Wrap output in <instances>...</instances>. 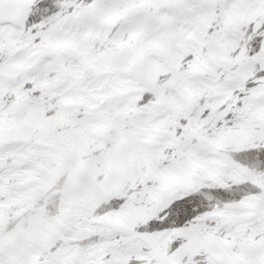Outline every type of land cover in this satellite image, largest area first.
<instances>
[{
  "label": "snow or ice",
  "instance_id": "snow-or-ice-1",
  "mask_svg": "<svg viewBox=\"0 0 264 264\" xmlns=\"http://www.w3.org/2000/svg\"><path fill=\"white\" fill-rule=\"evenodd\" d=\"M0 264H264V0H0Z\"/></svg>",
  "mask_w": 264,
  "mask_h": 264
}]
</instances>
